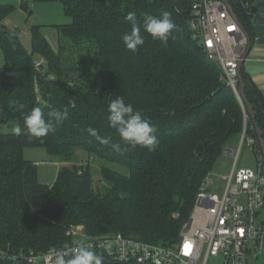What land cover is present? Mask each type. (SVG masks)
<instances>
[{"label": "trees", "instance_id": "obj_1", "mask_svg": "<svg viewBox=\"0 0 264 264\" xmlns=\"http://www.w3.org/2000/svg\"><path fill=\"white\" fill-rule=\"evenodd\" d=\"M35 1L61 3L72 23L57 27L56 50L33 27L31 52L0 23V48L9 65L0 69V249L7 253L0 254V264H28L15 256L72 243L67 231L73 225H84L90 237L122 234L175 245L208 175L239 139L245 123L248 135L259 140L246 105L244 110L223 81L222 68L193 38L188 2ZM230 2L252 43L254 15L240 11L237 0ZM9 9L0 6V22ZM130 11L136 12L145 37L136 53L121 39L131 28L125 19ZM164 11L176 26L166 47L142 28L143 14L160 16ZM37 58L46 64L37 67ZM241 73L264 131V97L244 67ZM42 95L48 105L40 103ZM117 96L132 97L129 103L155 127V151L122 144L125 150L118 153L89 134L91 127L111 143L120 142L107 119L108 104ZM35 106L42 108L45 119L53 108L66 111L67 119L44 137H29L24 114ZM27 147H44L64 164L52 186L40 184L37 166L24 156ZM77 151L105 164L103 187L95 183L88 165H70ZM106 163L124 167L126 173ZM94 252L107 264L102 252Z\"/></svg>", "mask_w": 264, "mask_h": 264}, {"label": "built area", "instance_id": "obj_2", "mask_svg": "<svg viewBox=\"0 0 264 264\" xmlns=\"http://www.w3.org/2000/svg\"><path fill=\"white\" fill-rule=\"evenodd\" d=\"M188 2L189 27L211 62L222 68V79L238 94V67L249 46L245 30L233 4L221 0H182ZM238 9L253 17L249 1L237 0ZM38 67V65H37ZM245 123L240 150L244 145L256 151L258 170L236 169L225 178L227 185L221 194L211 193L214 179L208 177L198 196L192 214L180 232L175 245L147 243L108 234L90 237L82 226H72L67 236L72 243L47 252L30 253L22 258L28 264H68L73 251L81 244L102 252L107 264H208L211 258L223 257L224 264H249L248 257L264 247V156L260 141L247 133ZM246 198L242 203L240 199ZM0 254H7L0 249ZM259 259V253H255Z\"/></svg>", "mask_w": 264, "mask_h": 264}, {"label": "rangeland", "instance_id": "obj_3", "mask_svg": "<svg viewBox=\"0 0 264 264\" xmlns=\"http://www.w3.org/2000/svg\"><path fill=\"white\" fill-rule=\"evenodd\" d=\"M24 3H26L25 6H23ZM0 6L10 7L8 14L0 23L8 27L10 31L19 38L24 47L30 52L32 51L31 30L33 27H39L44 38L56 50L58 49L59 42L57 27L72 23V19L66 15L63 5L59 2H36L35 0H0ZM43 63L46 64L45 61L39 58L37 65ZM8 66V62L6 61L4 54L2 53V50L0 48V69L7 68ZM44 96L45 95H42L40 97V103H42L43 105H48V102L45 100ZM237 98L245 110L244 103L239 92L237 94ZM124 99L126 103H129L131 100H133L132 97H127ZM146 101L147 100H143L139 103L146 104ZM241 137L242 134L239 135V139H237L236 141H234V143L227 147V149L223 152L221 158L219 159L217 166L215 167L213 172L208 175L210 178L214 179V185L209 188V191L211 193L221 194L227 185V181L225 180V178H228V176H230L233 171L235 165V157L233 156V154L229 155L227 153L228 149L232 148L235 150L236 158H238L236 169L250 168L255 171L258 170V155L256 151H254L250 147H247V145H244V147H242L240 150ZM77 152L75 153L74 157H72V162L70 165H73L75 163L88 165L91 169V174L93 180H95V183L99 182V186L103 187L105 183L102 182L101 169L105 164L100 160L89 158L86 151ZM24 156L27 160L32 161L37 166L38 180L40 184L45 186H52L57 181L60 169L64 166L60 159L51 156L44 147H27L24 150ZM106 166L114 168L121 173H126V168L124 167H116L108 163H106ZM201 192L202 190L200 191V193ZM240 201L242 203H245L246 198L243 196ZM262 215L264 216V210L262 211ZM184 225L182 226L181 231ZM73 226H82V228H84L85 230L84 225ZM250 249L254 253L249 255L248 263L264 264V247L261 251L259 249L257 250V248H255L254 245L251 244ZM1 250L3 249L1 248ZM256 252L259 253L258 260L255 259ZM208 264H224V259L222 256L219 258L214 257L210 259Z\"/></svg>", "mask_w": 264, "mask_h": 264}, {"label": "clouds", "instance_id": "obj_4", "mask_svg": "<svg viewBox=\"0 0 264 264\" xmlns=\"http://www.w3.org/2000/svg\"><path fill=\"white\" fill-rule=\"evenodd\" d=\"M130 23V31H126L121 39L125 48L136 53L145 43V37L141 35V22L136 12L130 11L125 17ZM175 24L171 20V13L164 11L160 16L143 14V31L151 36L153 40H158L162 46H167L169 37L175 28ZM20 109L24 108L23 104H19ZM108 124L114 129L120 138V142L111 143L110 138L101 137L97 130L89 127L88 132L91 136L102 145H109L115 152H121L128 146L135 149L137 146L155 151L159 145V140L155 135L156 129L147 120L143 118L141 110L135 109L131 103H126L123 96H117L107 107ZM68 113L53 108L48 112V119L44 118L42 108L35 106L30 112L24 114V124L29 137H44L50 132H54L56 127L67 119ZM20 134L21 129H15ZM125 146L122 149L121 145ZM63 264V260L60 261ZM68 264H102V257L97 255L89 247L81 244L78 250H74Z\"/></svg>", "mask_w": 264, "mask_h": 264}, {"label": "crops", "instance_id": "obj_5", "mask_svg": "<svg viewBox=\"0 0 264 264\" xmlns=\"http://www.w3.org/2000/svg\"><path fill=\"white\" fill-rule=\"evenodd\" d=\"M254 10L253 40L247 59L244 61V70L253 84L264 97V0H251ZM234 149H228L232 155ZM30 161V160H29Z\"/></svg>", "mask_w": 264, "mask_h": 264}, {"label": "water", "instance_id": "obj_6", "mask_svg": "<svg viewBox=\"0 0 264 264\" xmlns=\"http://www.w3.org/2000/svg\"><path fill=\"white\" fill-rule=\"evenodd\" d=\"M221 1L226 3L231 8L230 0H221ZM250 49H251V38L249 37V46H248L240 64H239V67H238L239 94L243 100V103L246 105V108L248 111V116H250V118L253 121V125H254L255 131L257 133V136L259 137L262 153L264 156V131L259 126V123L256 120L255 110H254L252 104L248 101V98L246 95V84L244 82V79H243V76L241 73L243 65H244V61L247 59L248 54L250 52Z\"/></svg>", "mask_w": 264, "mask_h": 264}]
</instances>
